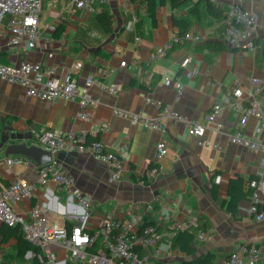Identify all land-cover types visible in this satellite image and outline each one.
Wrapping results in <instances>:
<instances>
[{
  "label": "crops",
  "instance_id": "obj_1",
  "mask_svg": "<svg viewBox=\"0 0 264 264\" xmlns=\"http://www.w3.org/2000/svg\"><path fill=\"white\" fill-rule=\"evenodd\" d=\"M62 1H45L41 38L35 48L25 43L9 46L0 35V64L24 60L41 63L43 67H54L56 75L71 72L80 86L89 77L98 79L101 84L94 83L89 92L100 102L90 110L88 119H82L77 116V99L39 100L27 95L23 86L0 80V187L16 178L37 182L38 165L31 158L5 152L10 143L34 144L33 132L42 127L71 132L75 141L102 140L107 151L120 156L123 176L111 181L109 166L92 154L63 150L58 157L74 176L75 185L89 195V211L70 190L57 192L53 186L37 188L32 198L14 205L15 211L24 214L39 205L46 208L50 221L70 228L79 223L97 228L111 216L139 230L147 218L162 234L157 257L160 264H183L201 254H213L222 264L239 244L264 239V221L248 213L252 194L248 182L264 177V153L230 142L229 132L241 127L238 112L226 109L216 121L206 119L213 103L236 86L243 88L249 101L252 76L263 82L255 99L264 105V23L254 37V47L234 46L220 36L231 22L227 11L232 4H241L263 18L264 0H210L224 10L220 16L199 0L178 7H173L171 0H109L101 11L114 16L110 32L97 21L98 12L77 9L72 0H66L70 5L66 8ZM174 17L188 20L186 31L175 24ZM46 24H55L56 31L50 32ZM187 33L207 38L175 41ZM209 41H221L226 48L215 50ZM159 48H164L165 54L151 58ZM188 56L190 68L197 70L193 78L181 69V62ZM122 59L127 65L120 68ZM167 79L172 80L170 85ZM210 81L222 85L213 87ZM178 83L184 86L180 99L176 93ZM111 84L117 85V93L107 89ZM149 98L161 101L183 118L204 124L205 135L191 134L182 119L165 117L164 129L154 130L115 113L121 109L155 117L158 110L147 101ZM219 123L224 124L222 129ZM259 126L260 120L251 117L243 127L246 137L264 141ZM17 136L22 139H15ZM160 140L167 142L168 154L157 161L156 145ZM8 158H17L18 162L9 164ZM234 178H240L248 192L238 202L236 216L225 205ZM261 206L264 208V200ZM190 220L197 222V232L208 234L206 241L196 237V253L191 256L174 239L176 223ZM3 231L4 224L0 223V264H44L41 251L37 254L27 249L21 255L17 237H5Z\"/></svg>",
  "mask_w": 264,
  "mask_h": 264
},
{
  "label": "built area",
  "instance_id": "obj_2",
  "mask_svg": "<svg viewBox=\"0 0 264 264\" xmlns=\"http://www.w3.org/2000/svg\"><path fill=\"white\" fill-rule=\"evenodd\" d=\"M46 0H0V35L9 46H19L23 43L30 49L35 48L41 38L40 25L42 24V10ZM73 6L90 13L100 12L109 0H72ZM227 14L231 22L220 31V36L234 46L246 45L254 47V37L259 27L264 23V17L260 18L251 10L241 4H232ZM46 28L54 33L55 24H46ZM212 30L209 36H212ZM207 38L205 35L177 36L176 42L186 39ZM165 54L164 48H159L151 58H157ZM117 56H121L117 53ZM191 58L188 56L181 62L183 73L193 78L197 70L190 68ZM127 61L122 59L119 67L123 68ZM78 69V66L76 65ZM72 71V70H71ZM54 67H43L41 63L21 61L19 64H0V80L24 87L26 94L39 100L53 101L56 99H77L80 111L77 116L88 119L90 110L98 104V98H92L89 89L94 83L101 81L87 78L85 84L80 86L71 72L56 75ZM251 89L249 101L245 99V92L241 86L234 87L221 101L213 103L211 110L206 115L207 121H216L217 117L226 109L238 112L241 115L240 128L230 131L228 138L233 144H241L251 150L264 153V141L246 137L245 127L251 117L260 120L259 132H264V105L255 99L262 91V80L257 76L250 78ZM172 80L167 79V84ZM213 87H221V83L210 81ZM113 93L118 92L115 84L107 88ZM184 86L177 84V98L183 94ZM154 104L158 115L150 117L141 113L133 114L127 110L117 109L115 113L122 117H130L135 123H142L154 130H163V118L182 119L189 127V132L196 136H204L207 130L204 124L183 118L178 112L163 106L159 100L147 99ZM224 124L219 123L222 129ZM34 144L52 153L51 161L38 165L37 182L32 183L22 178L14 179L8 186L0 187V223L8 226L19 225L25 238L33 245L40 248L41 260L44 264H160L159 242L162 234L156 225H146L143 231L133 230L130 224L118 218L105 217L97 228H89L84 223L73 225H59L47 217L45 207L34 206L26 213H18L14 209L16 203L33 197L39 187L53 186L57 192L70 190L79 204L89 211L92 202L89 195L75 185V179L67 166L59 159L58 154L63 150H76L88 152L95 159L109 166V178L111 181L119 180L123 176L120 156L115 152L106 150L102 140L75 141L73 133L42 127L33 132ZM168 154V145L165 140H160L156 145V159H162ZM17 158H8L7 162H18ZM29 162L26 163V165ZM156 170V169H155ZM220 179V177H219ZM248 188L252 190L251 204L248 208L249 215L257 220L264 221V208L261 206L264 200V177L253 178L248 182ZM196 221H180L176 223L178 230L197 226ZM198 239L206 241L208 234L199 230ZM143 251V252H142ZM264 264V239L257 243H241L233 250L222 264Z\"/></svg>",
  "mask_w": 264,
  "mask_h": 264
},
{
  "label": "trees",
  "instance_id": "obj_3",
  "mask_svg": "<svg viewBox=\"0 0 264 264\" xmlns=\"http://www.w3.org/2000/svg\"><path fill=\"white\" fill-rule=\"evenodd\" d=\"M135 1V0H132ZM189 0H171V5L173 7H178L179 5L187 2ZM205 1L208 9L216 16H220L223 14L224 10L217 7L210 0H199V2ZM197 9V7H195ZM113 15L106 10H102L96 14V19L103 27L106 32H110L113 29ZM174 22L176 25L183 28V32L188 28L189 22L188 20L181 17H174ZM214 43L215 50H221L226 48L221 41L212 42L209 41L208 44ZM248 192L244 190L243 183L240 178H234L231 181L230 189H229V199L226 201L225 205L229 212L236 216L238 210V202L247 197ZM141 227L139 231H143L146 225H156L154 221L148 220L145 218L141 223ZM5 231L3 234L6 236H15L18 239V249L20 250V254L23 255V252L27 249L34 250L37 254L40 252V248L36 245L31 244L24 236L22 229L19 225L17 226H8L4 224ZM199 232V231H198ZM197 227H190L186 230H178L176 228V233L174 236L175 243L178 247L186 252L188 255H195L196 247H195V239L198 235ZM143 252V251H142ZM215 256L213 254H201L195 258H189L183 261V264H218L215 261Z\"/></svg>",
  "mask_w": 264,
  "mask_h": 264
},
{
  "label": "water",
  "instance_id": "obj_4",
  "mask_svg": "<svg viewBox=\"0 0 264 264\" xmlns=\"http://www.w3.org/2000/svg\"><path fill=\"white\" fill-rule=\"evenodd\" d=\"M20 139L21 136L14 137ZM22 139V138H21ZM6 155H22L31 158L37 165L47 163L52 159V153L36 144L28 145L26 141L10 143L6 147Z\"/></svg>",
  "mask_w": 264,
  "mask_h": 264
},
{
  "label": "rangeland",
  "instance_id": "obj_5",
  "mask_svg": "<svg viewBox=\"0 0 264 264\" xmlns=\"http://www.w3.org/2000/svg\"><path fill=\"white\" fill-rule=\"evenodd\" d=\"M61 5L63 6V7H70V5H68L67 3H66V0L65 1H62V3H61ZM35 264H39V262H36Z\"/></svg>",
  "mask_w": 264,
  "mask_h": 264
}]
</instances>
